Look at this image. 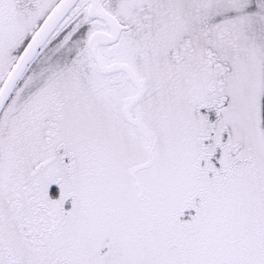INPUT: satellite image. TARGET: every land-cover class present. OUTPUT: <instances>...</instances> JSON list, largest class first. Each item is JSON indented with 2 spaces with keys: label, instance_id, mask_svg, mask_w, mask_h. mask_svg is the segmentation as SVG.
<instances>
[{
  "label": "snow or ice",
  "instance_id": "6c2138e0",
  "mask_svg": "<svg viewBox=\"0 0 264 264\" xmlns=\"http://www.w3.org/2000/svg\"><path fill=\"white\" fill-rule=\"evenodd\" d=\"M0 264H264V0H0Z\"/></svg>",
  "mask_w": 264,
  "mask_h": 264
}]
</instances>
